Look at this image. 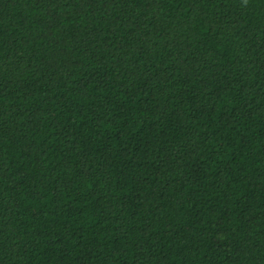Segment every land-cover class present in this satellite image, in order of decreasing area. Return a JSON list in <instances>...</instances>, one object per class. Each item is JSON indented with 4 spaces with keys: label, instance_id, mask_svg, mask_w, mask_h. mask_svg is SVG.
<instances>
[{
    "label": "trees",
    "instance_id": "trees-1",
    "mask_svg": "<svg viewBox=\"0 0 264 264\" xmlns=\"http://www.w3.org/2000/svg\"><path fill=\"white\" fill-rule=\"evenodd\" d=\"M0 264H264V0H0Z\"/></svg>",
    "mask_w": 264,
    "mask_h": 264
}]
</instances>
